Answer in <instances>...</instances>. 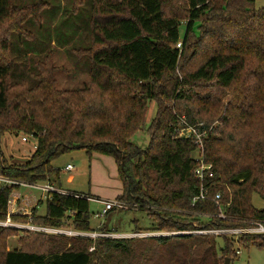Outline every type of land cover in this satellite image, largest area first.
<instances>
[{
  "label": "trees",
  "instance_id": "1",
  "mask_svg": "<svg viewBox=\"0 0 264 264\" xmlns=\"http://www.w3.org/2000/svg\"><path fill=\"white\" fill-rule=\"evenodd\" d=\"M254 1L91 0L90 45L74 49L89 59V83L58 89L50 52L31 57L33 86L11 79V36L32 41L24 24L41 26L48 3L0 0V137L24 134L36 142L17 164L0 141V176L11 181L0 183V222L95 231L91 197L74 192L52 193L44 215L8 216L17 183L56 182L59 169L51 161L84 150L89 159L92 153L114 159L123 186L117 199L151 217L153 231L264 224V208L252 203L253 194L264 200V8L255 9ZM83 3L73 0L71 13ZM150 101L156 112L145 128ZM180 115L190 125L207 122L205 128L217 120L203 142L209 197L194 205L196 145L175 137ZM139 130L150 137L144 149L130 141ZM220 211L225 218L215 216ZM16 231L0 225V264H224L226 258L230 264L237 247L264 245V233L237 240L210 234L92 239L26 230L19 247L8 250L5 238Z\"/></svg>",
  "mask_w": 264,
  "mask_h": 264
},
{
  "label": "rangeland",
  "instance_id": "2",
  "mask_svg": "<svg viewBox=\"0 0 264 264\" xmlns=\"http://www.w3.org/2000/svg\"><path fill=\"white\" fill-rule=\"evenodd\" d=\"M32 0H13L15 4L24 5ZM48 6L42 13V25L38 26L31 19H28L24 26L33 32L35 38L32 41H20L17 35L11 36V54L15 62L12 73L13 82L26 81L29 86L34 85L30 76L31 61L35 54L41 58L50 52V61L55 67V79L58 89H76L89 83V59L87 56L79 55L74 49L87 48L90 45L89 16L91 11V0H84L83 5L76 13H71L73 0H45ZM254 8H264V0H255ZM184 22V21H183ZM179 32L183 35L184 26L181 23ZM156 112L155 101L148 103L145 128L153 119ZM209 126L217 125V120L212 121ZM202 124L207 126V122ZM4 133L0 137L1 147L7 160L11 163H23L33 153L35 140L26 136ZM149 134L146 130L137 131L131 138V142L144 149L149 142ZM94 154V153H93ZM98 156V157H97ZM93 155L90 159L84 150H74L54 158L51 165L60 170L59 185L61 189L69 192L88 194L90 214V228L97 231V228L105 227L113 232L111 237L131 236L135 229L142 231H153L154 221L145 212L131 208L114 209L108 212L103 218H97L95 213L100 210L101 199L110 197L116 189L121 187L120 178L113 164L111 157ZM10 157V159H9ZM111 161V163H109ZM70 164L69 171H63L65 164ZM45 181H38L36 184H44ZM9 185L10 183L7 182ZM52 184V183H51ZM58 185V184H57ZM59 188L58 186H56ZM17 194L20 199L29 201L28 213L19 209L18 215L45 213L46 198L39 189L28 185H19L11 192ZM130 202V201H129ZM252 203L256 208H264V200L257 194H253ZM132 204V203H131ZM38 206V207H37ZM24 208V207H23ZM38 208V213H37ZM17 224V223H13ZM17 231L5 238L6 249L18 248V240L26 235V230L8 225ZM221 246V241L218 240ZM239 245V242H238ZM237 245V246H238ZM239 253L230 264H264V245L261 247L250 246L249 248L237 247Z\"/></svg>",
  "mask_w": 264,
  "mask_h": 264
},
{
  "label": "built area",
  "instance_id": "3",
  "mask_svg": "<svg viewBox=\"0 0 264 264\" xmlns=\"http://www.w3.org/2000/svg\"><path fill=\"white\" fill-rule=\"evenodd\" d=\"M177 47H180V43H177ZM205 125L202 123L196 124V125H190L187 123L186 118L183 115L176 116V126L174 128V134L177 138H191L194 144L196 145L195 151L193 152V159L197 163V167L194 170V176L199 181V190L198 193L192 197L191 204L194 205L199 200H205L209 197L208 195V189L204 186V179L206 174L211 176V165L204 162L203 159V142L208 136V130H210L212 126L209 128H205ZM22 141H26V136H22ZM35 147V145H34ZM72 166L70 164L65 165V170H70ZM8 182L11 183L6 178H3L0 176V183ZM19 185H28L33 188L39 189L44 193V197L46 199L50 198L52 193H68L64 190H61L54 186L53 184L46 182L44 184H36V183H17ZM212 200L216 201L217 206L220 208L219 200H220V194L216 193ZM129 201L121 200V199H112L107 201H102L103 208L98 210L95 213V216L97 218H103L105 217L109 211L114 209H124L128 208V206L131 208L134 206L135 208L137 205L135 203H132ZM9 216V215H8ZM216 217L225 218V215L222 211H220L218 214H215ZM0 225L8 226L13 225L14 227H17L19 229L27 230V231H37V232H45V233H52V234H63L67 236L72 237H85V238H98V237H111L113 235V232H102V231H92V232H82V231H76L73 229H60V228H50V227H43V226H37L33 224H13L9 221V218L5 222H0ZM254 233H264V224L260 222H251V225L248 227H237V228H212V229H204L202 227H199L197 224H194V228L191 230H183V231H151V232H140L135 233L132 232L131 236L126 237H170V236H177V235H228L230 237H233L235 240L238 239V237L241 234H254ZM239 249H237L236 253L238 254Z\"/></svg>",
  "mask_w": 264,
  "mask_h": 264
},
{
  "label": "crops",
  "instance_id": "4",
  "mask_svg": "<svg viewBox=\"0 0 264 264\" xmlns=\"http://www.w3.org/2000/svg\"><path fill=\"white\" fill-rule=\"evenodd\" d=\"M93 155H100V156H106V157H110V156H107V155H101V154H98V153H92V156ZM91 156V157H92ZM98 157V156H97ZM112 158V157H111ZM112 161H113V164L115 163V161H114V159L112 158ZM109 163H111V161H109ZM69 164V163H68ZM66 165V164H65ZM65 165H64V168H65ZM115 165H116V163H115ZM52 166V165H51ZM53 167V166H52ZM53 168H55V167H53ZM63 168V171H69V170H65ZM58 169V168H57ZM116 169H117V165H116ZM117 171H118V169H117ZM59 174H60V170H59ZM119 175V174H118ZM57 181H58V185L56 184L57 183ZM57 181L56 182H49V183H52L54 186H58L59 187V189H61L60 188V185H59V178L57 179ZM120 183H121V187H119L118 189H116L112 194H109L110 195V197L111 198H109V196H107V198H105V199H101L100 200V204L102 205V207L101 208H103V204H102V201H107V200H112V199H115V198H117L119 195H121L122 194V191H123V186H122V182H121V180H120ZM61 190H64V189H61ZM64 191H66V192H69V191H67V190H64ZM75 193V192H74ZM78 194H83V193H78ZM85 195H88V194H85ZM28 205V206H27ZM30 207V208H33V207H35V206H31V205H29V201L27 200V198H25V199H20L19 198V196L17 195V194H13L12 196H10V199H9V203H8V215H10V214H14V213H17L18 212V210L19 209H24V213H28L27 212V210H28V208L27 207ZM24 207V208H23ZM38 207V206H37ZM100 208V209H101ZM37 213H38V208H37ZM45 214V213H44ZM43 214V215H44ZM38 215H40V214H38ZM108 231V230H107Z\"/></svg>",
  "mask_w": 264,
  "mask_h": 264
},
{
  "label": "water",
  "instance_id": "5",
  "mask_svg": "<svg viewBox=\"0 0 264 264\" xmlns=\"http://www.w3.org/2000/svg\"><path fill=\"white\" fill-rule=\"evenodd\" d=\"M224 264H229V259L226 258Z\"/></svg>",
  "mask_w": 264,
  "mask_h": 264
}]
</instances>
